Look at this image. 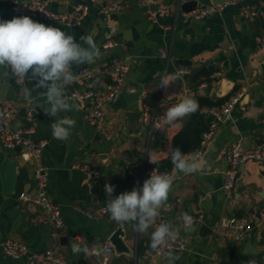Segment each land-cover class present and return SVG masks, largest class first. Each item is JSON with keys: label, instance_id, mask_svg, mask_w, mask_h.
<instances>
[{"label": "crops", "instance_id": "0c3cea01", "mask_svg": "<svg viewBox=\"0 0 264 264\" xmlns=\"http://www.w3.org/2000/svg\"><path fill=\"white\" fill-rule=\"evenodd\" d=\"M79 1L49 0V3L52 10L65 12ZM122 1L128 4V8L109 14H100L94 5L86 20L77 27L31 17L75 36L78 43L83 44L81 36L91 35L97 44L99 56L93 63L72 66L73 73L87 68L90 74L85 83H76L71 88L106 87L111 81L113 59L117 57L129 62L130 69L122 92L104 107L107 136L86 122L82 101L69 100L73 105L72 111L59 115L75 120V126L67 139L54 137L52 124L55 118L44 114L39 106L42 102L33 105L25 101L21 90L25 82L6 81L4 69H0V99L19 108L13 119L14 125L29 123L27 112L33 105L37 108V126L32 136L49 140L42 160L48 172L47 191L62 207L65 233L60 242L68 264H247L251 259L256 264H264V216L240 240L219 225L225 215L245 217L255 208H264V162L249 160L240 166L238 183L231 198L224 189L228 145L240 135L247 136L249 145L259 143L264 136V48L259 47L255 39L256 33L264 30V0H243L230 4L222 12L199 19L185 18L182 12H175L157 21L150 19L145 12L146 8L154 5L147 4L145 0ZM159 1L170 3L177 0ZM200 1L203 5L214 2ZM250 4L261 7L263 13L255 18L241 15V8ZM236 15L240 16L242 29L235 24ZM16 16L20 15L14 12L12 4L0 0V19L10 20ZM109 36L118 38L122 44L103 49V43ZM160 48H167L166 57L160 55ZM126 53L131 57L127 59ZM180 58L191 60V73L175 78V82L166 89L160 88L166 74L170 80L173 79L171 73L180 65L177 62ZM100 65L104 70L96 74L94 69ZM211 69L218 72L216 83L202 86L203 82L210 81L212 72H208ZM27 86L33 87V84L27 82ZM142 90L148 91L147 101L154 112L166 111L185 97L196 101L197 97H206L225 102L233 92H243L233 110V118L221 124L198 156L202 170L188 175L176 172L174 168L168 172L175 179L169 199L161 211L166 222L172 223L185 238L186 247L162 258L148 256V250H152L150 234L159 224V219L146 234H140L132 224L112 220L109 213L92 218L77 209L81 206L94 211L106 204L105 184L126 174L134 177L133 186L141 187L148 179L144 176V170L150 163L148 154L157 161L168 157L167 149L172 147L173 137L191 117L192 114L170 126L168 140L160 143L142 120ZM42 91L34 92V97L41 96ZM205 107L207 105L199 103L198 110L209 123L211 117L204 112ZM14 159L18 165L9 189L11 164L8 162ZM84 165L99 170L98 183L93 182L88 170L80 167ZM35 191L33 162L22 156L21 148L6 149L0 140V231L5 237L24 241L33 251H42L52 245V227L39 220L40 207L20 198L22 192ZM184 213L190 217L204 214L195 225L193 234L184 225ZM202 223L212 227L213 232L200 236ZM120 228V242L125 247L106 252L107 241ZM73 244L88 248V253H74ZM0 264L26 262L0 252Z\"/></svg>", "mask_w": 264, "mask_h": 264}, {"label": "built area", "instance_id": "2783aa9c", "mask_svg": "<svg viewBox=\"0 0 264 264\" xmlns=\"http://www.w3.org/2000/svg\"><path fill=\"white\" fill-rule=\"evenodd\" d=\"M12 4L14 12L20 16H30L41 18L52 23L64 24L71 27L81 25L87 18L92 7L96 5L97 11L100 14H109L114 11H125L128 4L122 0H81L74 7L65 12L54 11L50 7L49 0H7ZM183 1V0H182ZM182 1H173L170 3L161 2L159 0H145L147 4L154 5L145 9V12L150 19L157 21L160 17L169 16L175 12L180 13L185 18H202L206 15L222 12L230 4H236L243 0H225L218 3L211 2L206 5H201L189 12L182 11L180 5ZM263 13V9L257 5H245L241 8L240 14L249 18H255ZM255 39L259 47L264 48V30L256 33ZM122 42L116 37H106L103 43V49L121 45ZM160 55L166 57L168 55L167 48H160ZM130 54L126 53V58H130ZM130 64L128 61H123L115 57L110 70L111 81L106 87H88V88H71L70 86L76 83H85V79L89 76L90 70L82 69L78 73H74V82L67 87L68 100H82L84 103V118L86 122L96 128L102 135H108L105 125L104 107L107 103L115 100L122 92L126 80ZM104 70L103 66H96L94 72L101 73ZM192 69L189 66L178 65L174 68L171 75L175 78H181L186 74L191 73ZM218 72L210 74V81L203 82L202 86L210 83H216ZM141 97L144 99L142 120L149 125L151 133L157 138L160 143H165L168 140V129L170 126L160 123L166 111H152V108L147 101L148 91L142 90ZM243 92L235 91L228 99L219 105L207 106L204 112L211 117L209 126L202 133L200 144L195 150V154L200 156L207 141L217 133L221 124L233 118V110L240 102ZM19 108L16 105L8 104L0 99V140L2 146L6 149L21 148L22 156L26 160H30L34 164L36 174V191L35 193L22 192L20 198L27 201L29 204L41 208V213L38 216L43 223H48L52 227L51 239L52 245L42 251H33L27 243L22 240L5 237L0 231V247L4 252L17 260L24 259L26 264H68L64 254L60 238L65 233L64 219L62 216V207L57 203L47 191L48 172L42 160V153L48 145V139H37L32 136L37 126L36 111L37 108L33 105L29 106L27 112L28 124L25 126H15L13 123L14 116L18 113ZM226 160L228 168L225 172L224 189L228 197L234 195V190L238 183L239 168L249 160L264 162V136L262 140L254 145L247 143V136L240 137L231 142L226 149ZM84 170H88L92 175L93 182H99L100 172L95 168L87 165L80 166ZM161 172L156 168H146L144 176L150 177L153 170ZM135 186H133L134 188ZM132 188V189H133ZM105 205L94 211L86 210L78 206L77 209L92 218H99L108 212ZM264 216V208H255L248 216L236 217L225 215L220 219L219 225L222 229L229 231L233 236L240 240L244 238L253 229L255 223L260 222ZM204 214H199L191 217L194 221L202 220ZM159 223L166 222V217L163 212H160ZM186 247V240L178 231L177 239L169 242L167 247L159 250H148L149 258L165 257L173 252L183 250ZM108 253L114 251V246L109 239L105 246Z\"/></svg>", "mask_w": 264, "mask_h": 264}, {"label": "clouds", "instance_id": "9594fccd", "mask_svg": "<svg viewBox=\"0 0 264 264\" xmlns=\"http://www.w3.org/2000/svg\"><path fill=\"white\" fill-rule=\"evenodd\" d=\"M80 39L83 44L60 28L45 25L27 15L10 20L0 19V69H4L3 76L6 81L14 80L18 84L25 82L21 88L25 101H42L40 106L44 114L55 118L52 134L59 139H67L75 126V120L59 115L72 111L73 108L66 91L75 80L72 66L91 64L99 56V48L91 35L81 36ZM27 82H31L33 87H28ZM174 82L175 77L170 80L166 74L161 80L160 88L166 89ZM39 90H43L42 95L34 97L33 93ZM198 108V101L185 97L166 110L160 123L174 126L184 117L194 114ZM167 152L176 172L188 175L202 170L195 153L186 154L178 147L168 148ZM148 156L150 163L158 164L156 158ZM174 179V175L161 174L154 169L141 187H134L115 197L114 186L106 183L108 199L105 209L112 220L122 224L130 223L136 232L146 234L159 218L162 206L168 201ZM182 219L185 227L191 225L192 218L187 213L182 214ZM177 236L178 230L172 223L156 224L150 234V247L154 251L167 247ZM72 251L87 254L89 249L73 244ZM171 259L174 261L175 257ZM247 264H256V261L251 259Z\"/></svg>", "mask_w": 264, "mask_h": 264}, {"label": "trees", "instance_id": "16d2710c", "mask_svg": "<svg viewBox=\"0 0 264 264\" xmlns=\"http://www.w3.org/2000/svg\"><path fill=\"white\" fill-rule=\"evenodd\" d=\"M214 72L211 69L208 73ZM197 100L201 105H217L222 104V100L213 101L206 97H197ZM207 117L196 111L191 117L184 123L181 130L173 137L172 148H180L184 153H194L198 145L200 144L202 133L209 126ZM148 168H156L161 172H169L173 169L170 156L159 160L158 164H147ZM135 183V179L132 175L126 174L125 177L115 179L110 184L114 186L113 197L118 196L124 191H130Z\"/></svg>", "mask_w": 264, "mask_h": 264}, {"label": "water", "instance_id": "95a60500", "mask_svg": "<svg viewBox=\"0 0 264 264\" xmlns=\"http://www.w3.org/2000/svg\"><path fill=\"white\" fill-rule=\"evenodd\" d=\"M179 1H182V0H179ZM221 1H225V0H214L215 3H218V2H221ZM204 2V1H203ZM202 5L201 1L200 0H183L181 2V5H180V9L182 11H186V12H189L197 7H200ZM235 24L237 26L238 29H242V24H241V19H240V16L239 15H236L235 16ZM235 44L237 43V41L234 42ZM180 65H185V66H190L191 65V60L189 59H186V58H180L178 61H177ZM76 101H82L80 99H77ZM41 103L42 101L37 99L34 103H32L33 105H38L37 103ZM40 106V105H39ZM20 149V147H17ZM11 162H8V164H11V166L9 167L11 170H10V173H9V177H8V180L10 182L9 184V189L11 188V185L13 184L14 180H15V169L17 170V165H18V162L17 160H10ZM9 191V190H8ZM198 223V221H194L193 223H191L190 226H188V230H189V233L190 234H193V229L195 227V225ZM213 232V228L210 227L208 224H205V223H202L201 226H200V231H199V235L204 237L206 236L207 234H211ZM122 234V230L121 228L118 229L116 232H114V234H112V236L110 237V240L114 246V249L116 251H119L121 249H123L125 246H124V243L120 240H121V237L120 235ZM64 237H62L61 239H63ZM0 252H4V250L0 247ZM5 253V252H4Z\"/></svg>", "mask_w": 264, "mask_h": 264}]
</instances>
